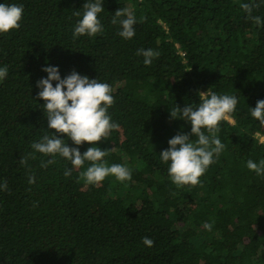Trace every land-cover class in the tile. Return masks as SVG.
<instances>
[{
	"label": "trees",
	"instance_id": "obj_1",
	"mask_svg": "<svg viewBox=\"0 0 264 264\" xmlns=\"http://www.w3.org/2000/svg\"><path fill=\"white\" fill-rule=\"evenodd\" d=\"M4 2L23 15L0 34V264H264V177L245 166L264 158V126L249 108L264 99V4L251 13L258 25L239 8L249 0H104L103 32L73 39L85 0ZM119 8L136 18L131 39L111 23ZM139 48L159 56L145 66ZM46 63L62 78L76 71L111 86L119 128L96 144L130 180L86 185L87 163L65 177L68 161L33 152L47 128L35 87ZM208 88L237 96L218 124L225 147L198 184L176 187L159 152L190 125L169 108L196 107Z\"/></svg>",
	"mask_w": 264,
	"mask_h": 264
},
{
	"label": "clouds",
	"instance_id": "obj_2",
	"mask_svg": "<svg viewBox=\"0 0 264 264\" xmlns=\"http://www.w3.org/2000/svg\"><path fill=\"white\" fill-rule=\"evenodd\" d=\"M103 2L104 0H85L83 7L75 11L78 19L72 28L73 39L84 35L93 37L103 32V25L98 18V14L104 11ZM260 4H264V0H258V3L256 0H249L240 2L239 8L259 25L260 18L251 13ZM22 15V4L5 3L4 0L0 2V34L19 28ZM111 23L119 25L117 35L120 38L128 40L134 37L133 26L137 21L126 9L119 8L115 11ZM136 55L142 56L143 64L149 66L159 56V52L151 48H139ZM41 70L46 76L41 77L35 87L38 89V99L43 101L39 106L47 120V128H44L38 140L31 143L33 152L48 156L47 164L53 163L56 157L68 161L72 168L63 171L65 177L70 176L73 169L87 163L88 166L80 173V178L86 185L96 186L109 176L119 182L130 180L131 169L124 164H109L104 159L108 151L96 144L119 128V124L112 120L108 112L114 101L111 86L76 71L62 78L58 66L47 63ZM5 75L6 70L0 68V80ZM198 96L199 103L196 107L186 104L183 108L176 105L169 108L171 119L183 120L190 125L188 133L179 132L172 136L167 141L168 147L159 152V160L167 166L168 178L176 187L198 184L199 177L213 163L214 157H219L225 145L216 135L218 124L235 110L238 102L235 95L217 94L209 88L198 92ZM249 108L251 117L264 126V99L257 100L255 106ZM206 132L210 135H206ZM57 134H62L63 138ZM69 140L75 146L70 147ZM82 143L90 145L83 153L78 147ZM245 166L256 176L264 177V158L258 161L249 159ZM32 182L34 181L30 176L29 183ZM5 188V184H0V191ZM212 227V222L203 223L205 230L210 231ZM141 239L147 247L154 243L149 237Z\"/></svg>",
	"mask_w": 264,
	"mask_h": 264
},
{
	"label": "built area",
	"instance_id": "obj_3",
	"mask_svg": "<svg viewBox=\"0 0 264 264\" xmlns=\"http://www.w3.org/2000/svg\"><path fill=\"white\" fill-rule=\"evenodd\" d=\"M258 139H259V143H261L264 146V135H260Z\"/></svg>",
	"mask_w": 264,
	"mask_h": 264
},
{
	"label": "rangeland",
	"instance_id": "obj_4",
	"mask_svg": "<svg viewBox=\"0 0 264 264\" xmlns=\"http://www.w3.org/2000/svg\"><path fill=\"white\" fill-rule=\"evenodd\" d=\"M228 120L232 123V120L228 118Z\"/></svg>",
	"mask_w": 264,
	"mask_h": 264
}]
</instances>
